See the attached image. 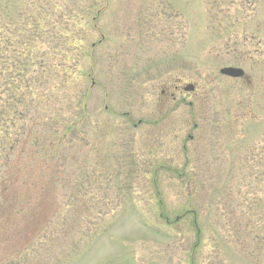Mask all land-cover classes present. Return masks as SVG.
<instances>
[{
	"label": "rangeland",
	"instance_id": "rangeland-1",
	"mask_svg": "<svg viewBox=\"0 0 264 264\" xmlns=\"http://www.w3.org/2000/svg\"><path fill=\"white\" fill-rule=\"evenodd\" d=\"M23 1L0 0V264H264V0H95L42 152L5 104L34 75L7 79L35 56Z\"/></svg>",
	"mask_w": 264,
	"mask_h": 264
},
{
	"label": "trees",
	"instance_id": "trees-1",
	"mask_svg": "<svg viewBox=\"0 0 264 264\" xmlns=\"http://www.w3.org/2000/svg\"><path fill=\"white\" fill-rule=\"evenodd\" d=\"M100 1L104 2L106 0ZM25 2L26 0L23 1V4L19 6V9L21 10H18L17 8L15 11L21 13V16L24 15L23 10L27 11L30 14V16L29 14L27 16L25 15L24 20L28 21V18L30 17L31 22L29 23V25L37 34L35 37L36 42L34 44L35 56L28 61L30 65L26 63H23L21 65L18 61H15V63L17 62V64L15 65L13 63L14 60H12V63L7 66V69H9L10 71L7 79L14 81V78H21V76H23L27 70H31L34 75L31 76L29 80L27 79L25 81V92H22V97L19 95L18 98H14V100H11V106L9 104L10 102H7L5 104L8 109H13L12 111H14L15 113L19 112L20 115L21 113H24L22 112L24 111L23 109L28 110V108H32L35 110L34 122L36 124V127L38 126L39 130L48 132L45 133L46 136L44 137L41 134L43 132L39 131L38 141L36 139L37 143L39 144V152H42L46 150L44 148V144H49L50 142H52L48 141L47 137H52V134H54V132H50V129L59 128L64 119H67V117H65V115L61 113L64 106L59 105L54 108L56 112H53L51 109L53 108L52 101L55 99L54 96L59 95L58 93H56V89L59 88V90H63L67 82L65 79V74L68 72L69 66H66V62L69 58L68 56H65V52L67 50L72 52L69 47L74 41V38L73 36H70V33L74 30H77L79 21H82L83 18L86 17L85 15H88L87 17H89V14L91 13L94 5L93 3L97 2H95V0L86 1L87 6L83 7L79 4L78 0H27L26 3L28 8L24 9L26 7ZM100 9L101 7L96 8V10L95 8H93V12L94 10L95 12H92V15L89 18L91 22H93V20L96 18V15L99 13ZM21 16L17 15L16 18ZM16 18L10 17L9 23L6 24L8 25V29L11 30L12 34H14L15 32L18 33V26L22 25L18 23L20 22V20H17ZM46 18L51 20V24L48 27V29L51 31L50 36L46 34ZM69 20L71 21L69 22ZM42 24L45 25L43 26ZM26 25L27 24H25V26ZM69 27L71 29H69ZM92 27H95V25L93 24ZM1 31L2 30H0V57L3 55L2 52L4 51V46H11L10 40H6L5 43L4 41L1 42L3 38V36L1 35ZM64 31H66V33H64ZM29 37L31 38L33 37V35H29ZM46 40L48 42L50 41L51 44H53L51 46L50 53H46L43 50V45ZM59 52L60 57L56 58ZM8 59L10 60V57ZM31 66L34 68H31ZM12 70L15 71V73H13ZM5 84L6 85L4 89L6 93L17 91V86H13L10 82H6ZM12 95H14V93H12ZM84 96L85 93L83 92L81 94V98H83ZM12 101H15V103ZM80 101V99L77 101V108L80 107L81 109H84L85 105ZM61 103L62 105H65L64 101H61ZM17 107L19 108V110H16ZM82 112H80V114ZM79 118H76V120L78 119V121L71 120L70 123L72 125L80 123L81 120L79 121ZM18 119L19 129L24 132V122H26V120L20 117ZM32 120L33 118L30 120V122H32ZM71 124H67L65 130H68ZM61 130H63V128H61ZM21 131H18L17 134L22 137L23 133ZM46 196L48 195L46 194Z\"/></svg>",
	"mask_w": 264,
	"mask_h": 264
},
{
	"label": "water",
	"instance_id": "water-1",
	"mask_svg": "<svg viewBox=\"0 0 264 264\" xmlns=\"http://www.w3.org/2000/svg\"><path fill=\"white\" fill-rule=\"evenodd\" d=\"M219 73L223 76L230 78H240L243 76L244 72L239 67L227 66L219 69ZM185 91H191L193 89V85L187 84L183 87Z\"/></svg>",
	"mask_w": 264,
	"mask_h": 264
},
{
	"label": "flooded vegetation",
	"instance_id": "flooded-vegetation-1",
	"mask_svg": "<svg viewBox=\"0 0 264 264\" xmlns=\"http://www.w3.org/2000/svg\"><path fill=\"white\" fill-rule=\"evenodd\" d=\"M174 90H177V87H174ZM172 97V96H171Z\"/></svg>",
	"mask_w": 264,
	"mask_h": 264
}]
</instances>
